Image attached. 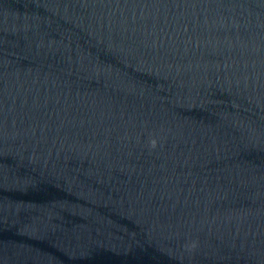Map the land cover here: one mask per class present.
<instances>
[{"label": "water", "instance_id": "1", "mask_svg": "<svg viewBox=\"0 0 264 264\" xmlns=\"http://www.w3.org/2000/svg\"><path fill=\"white\" fill-rule=\"evenodd\" d=\"M0 264H264V0H0Z\"/></svg>", "mask_w": 264, "mask_h": 264}, {"label": "clouds", "instance_id": "2", "mask_svg": "<svg viewBox=\"0 0 264 264\" xmlns=\"http://www.w3.org/2000/svg\"><path fill=\"white\" fill-rule=\"evenodd\" d=\"M156 140L155 139H153V140H151L150 141V145H151V147H153V148H155L156 147Z\"/></svg>", "mask_w": 264, "mask_h": 264}]
</instances>
